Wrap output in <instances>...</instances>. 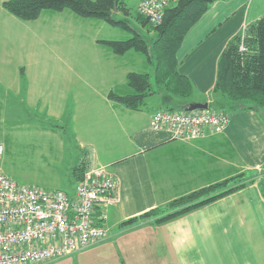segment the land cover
<instances>
[{
    "label": "crops",
    "instance_id": "1",
    "mask_svg": "<svg viewBox=\"0 0 264 264\" xmlns=\"http://www.w3.org/2000/svg\"><path fill=\"white\" fill-rule=\"evenodd\" d=\"M6 1L0 0V112L15 114L23 106L24 112L46 113L57 120L70 114L74 134L70 146L50 136L64 156L69 151L59 161L70 160V167L46 181L54 187L41 188L63 190L68 182L73 194L84 176L74 171L83 164L86 171L107 167L119 181L120 202L109 209L107 238L49 264H264V114L234 110L215 93L221 55L233 38L264 17V0H215L177 55L179 73L194 88L192 101L163 92L157 105L140 111L108 98L111 91L126 89L130 73L119 65L118 55L84 42L80 47L59 45L64 40L89 41L85 23L90 30L103 24L67 11L23 21L4 9ZM16 28H25L22 37ZM29 37L43 40L42 45L7 46L12 38ZM193 103H208L209 109L227 114L226 129L196 140H176L151 128L155 111ZM56 128L38 132L58 135ZM240 175L243 189L184 217L161 226L149 219L123 226ZM40 184L45 186L44 181L31 186Z\"/></svg>",
    "mask_w": 264,
    "mask_h": 264
},
{
    "label": "trees",
    "instance_id": "2",
    "mask_svg": "<svg viewBox=\"0 0 264 264\" xmlns=\"http://www.w3.org/2000/svg\"><path fill=\"white\" fill-rule=\"evenodd\" d=\"M215 0H177L164 13L161 23L151 24L136 12V20L149 27L156 35L150 43L126 20L116 19V13L131 16L127 0H8L3 7L23 21L37 20L44 12H70L82 19L104 21L133 33L127 40H99L109 52L123 56L134 51L154 65V74L130 72L126 78V89L109 93L108 98L126 109L143 110L148 97L166 92L174 97L187 98L193 94L191 82L178 71V51L190 29L210 9ZM115 9L117 12H115ZM243 47V49H242ZM215 93L225 97L234 110L258 109L264 114V17L247 27L233 38L221 55L218 64ZM184 105L164 110L184 112ZM85 164L75 169L78 176L84 175ZM243 175L229 181L210 186L172 201L165 208H156L144 215L128 220L124 227L141 224L142 220H153L161 226L195 210L207 206L245 187ZM233 183L230 187V183Z\"/></svg>",
    "mask_w": 264,
    "mask_h": 264
},
{
    "label": "built area",
    "instance_id": "3",
    "mask_svg": "<svg viewBox=\"0 0 264 264\" xmlns=\"http://www.w3.org/2000/svg\"><path fill=\"white\" fill-rule=\"evenodd\" d=\"M176 1L138 0L137 11L156 25ZM228 124L227 114L210 109H161L151 117L154 131L176 140L200 139ZM4 153L0 144V264H49L107 238L109 209L120 202L119 181L107 167L89 168L69 194L14 182L1 170Z\"/></svg>",
    "mask_w": 264,
    "mask_h": 264
},
{
    "label": "rangeland",
    "instance_id": "4",
    "mask_svg": "<svg viewBox=\"0 0 264 264\" xmlns=\"http://www.w3.org/2000/svg\"><path fill=\"white\" fill-rule=\"evenodd\" d=\"M127 3L131 9V16H126L124 13L119 12L116 13V19L126 20L134 31H137L139 34L149 39L151 43L156 37L155 33L150 31L148 26H143L135 18L138 0H127ZM44 13L54 14L50 11ZM66 14L69 13L66 12ZM101 22L102 21H99L98 24H103V27L95 28V30H90L87 25L89 23H85L87 29L84 31L86 32L85 35H87L86 39L89 37V41L76 40L75 42H68L64 40V42L61 41L59 45L64 46L65 43L68 47H80L83 44L82 42H84L87 46L100 47L101 45L98 43L99 40H127L133 37L131 31ZM15 30L17 33H20V37L25 33V28H16ZM33 31L38 30L33 29ZM12 39V42H9L7 46L17 49L23 47H38L42 45L40 43L43 42V40H35L32 37L28 39ZM117 59L120 60L119 65H123L124 71L154 74V65L150 64L145 57L137 52H128L125 56H117ZM160 99V95H152L146 99L145 107L152 109L153 105L158 104L156 101ZM191 101L192 97L183 99V102L188 103ZM211 111H213V109ZM70 119V114L68 116L66 115L65 119L57 120L47 117L46 113L24 112L23 106H21L20 111L15 114L9 113L7 116H4V113L0 112V142L5 146V153L1 160V170L19 185L31 186L33 183L44 181L45 186L43 184L38 186L48 189L54 187L46 186V181H52L56 173L65 172L70 167V160L66 159L59 161V159L68 156L69 151H65L66 154L64 156L61 150L56 149L54 139L50 136L60 137V139L62 138V140L67 142V145L70 146L71 142H69V140H73L74 138ZM55 125L58 126V128L55 129L58 135H48L38 132V129ZM72 151L74 152V149H72ZM72 186V184L66 182L63 184L62 188L61 186L56 188H61L63 191L71 193Z\"/></svg>",
    "mask_w": 264,
    "mask_h": 264
},
{
    "label": "water",
    "instance_id": "5",
    "mask_svg": "<svg viewBox=\"0 0 264 264\" xmlns=\"http://www.w3.org/2000/svg\"><path fill=\"white\" fill-rule=\"evenodd\" d=\"M115 12H117V10L115 9ZM209 109V105L208 103H193L190 104L189 106H187L186 108H184V110L186 112H192V111H196V110H208Z\"/></svg>",
    "mask_w": 264,
    "mask_h": 264
}]
</instances>
